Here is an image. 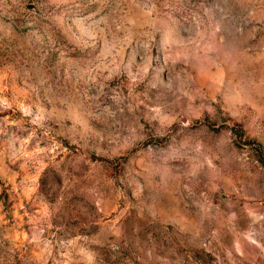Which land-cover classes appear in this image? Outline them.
Wrapping results in <instances>:
<instances>
[{
  "label": "rangeland",
  "instance_id": "1",
  "mask_svg": "<svg viewBox=\"0 0 264 264\" xmlns=\"http://www.w3.org/2000/svg\"><path fill=\"white\" fill-rule=\"evenodd\" d=\"M0 264H264V0H0Z\"/></svg>",
  "mask_w": 264,
  "mask_h": 264
}]
</instances>
